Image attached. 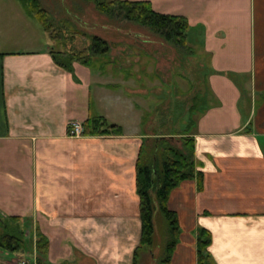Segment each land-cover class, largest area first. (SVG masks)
I'll list each match as a JSON object with an SVG mask.
<instances>
[{
    "label": "crops",
    "instance_id": "0c3cea01",
    "mask_svg": "<svg viewBox=\"0 0 264 264\" xmlns=\"http://www.w3.org/2000/svg\"><path fill=\"white\" fill-rule=\"evenodd\" d=\"M128 1L184 17L189 54L202 61L205 105L176 130L193 137L202 187L188 179L170 192L180 228L170 264H196L199 227L215 264H264V0ZM51 49L18 0H0V223L30 242L0 246L13 256L1 264L32 258L37 236L47 264H133L136 165L150 135L138 103L147 92L129 83L145 64L135 71L140 61L119 47L118 66L73 61L69 71ZM98 116L121 133L68 136L70 121Z\"/></svg>",
    "mask_w": 264,
    "mask_h": 264
},
{
    "label": "trees",
    "instance_id": "16d2710c",
    "mask_svg": "<svg viewBox=\"0 0 264 264\" xmlns=\"http://www.w3.org/2000/svg\"><path fill=\"white\" fill-rule=\"evenodd\" d=\"M98 10L106 16L133 21L149 28L158 36L173 43L182 52H189L187 42L188 23L184 17L163 14L154 11L146 1L128 0H91ZM25 14L34 19L39 28L52 43L50 53L52 59L59 67L72 70L73 61H80L92 67L94 62L105 57L109 52V45L105 39L94 35L86 47V51L77 54L66 47L55 48V43H60L66 38L63 31L58 33L49 23L48 14L43 10L38 0H18ZM64 43V42H63ZM63 45V44H62ZM65 46V45H64ZM199 102L198 96L195 97ZM196 104V103H195ZM193 107L188 110V122L193 121ZM119 134L121 127L108 123L102 116L90 117L83 123V134L102 135ZM189 129L180 133L174 145L173 136L164 135L152 141L148 152L142 147L136 165V193L139 197L140 215V240L134 250L133 264L137 262L139 250L151 248L155 244L156 229L153 221L155 214L161 215L166 223L165 239L162 248L160 264H170L173 251L180 233L176 213L168 208L170 192L182 181L195 179L198 189L202 187V172L196 168L193 137ZM149 153V157L147 156ZM146 155V160L144 159ZM10 220L18 221L17 217ZM18 228V227H17ZM10 228L9 224L0 223V246L9 251H15L26 246L27 239L23 232ZM211 233L199 227L196 230V264H215L209 251ZM37 264H47L44 255L47 250V241L44 237L37 236Z\"/></svg>",
    "mask_w": 264,
    "mask_h": 264
},
{
    "label": "rangeland",
    "instance_id": "374dc122",
    "mask_svg": "<svg viewBox=\"0 0 264 264\" xmlns=\"http://www.w3.org/2000/svg\"><path fill=\"white\" fill-rule=\"evenodd\" d=\"M38 1L48 14L49 23L58 33L63 31V34H66L64 41L59 40L61 44L58 42L54 44L55 48L66 47L77 54L83 53L92 37L97 35L107 41L110 52L99 61L96 60L92 69L95 70L99 63L102 65V62L108 63L109 60L118 66L120 62L117 57L122 55L119 53V47L130 49L126 55L130 63H134L135 60L140 61L135 71H138L140 63L145 64V68L142 67L138 74L132 76L133 79L129 84L134 89L142 88L147 92L143 95V101L138 103L143 107L145 114L148 112L146 128L150 135L149 147L152 141L160 139L152 137L158 135L156 132L167 137L169 134L172 135L174 138L171 143L178 144L175 139L179 138L181 132L176 130L188 121L190 107L196 103L193 112L205 105V101L200 100L204 92V84L200 74L202 69L198 67L202 61L198 57L191 56L190 51L184 53L178 50L179 48L173 43L145 26L102 14L91 0ZM136 32H140L141 35H137ZM155 59L158 60V64L155 63ZM122 60L124 61V58ZM153 64L157 67H153ZM136 75H140L139 77L146 83L137 84ZM196 96L199 102H196ZM134 100L132 98L131 101ZM145 152L147 153L148 149ZM147 156L149 157V153ZM144 157L146 160V155ZM153 221L156 229L155 244L149 249L139 250L136 264H160L166 223L159 214L154 215ZM29 244L30 242L27 241L26 245ZM8 254L0 249V264L2 260L9 261L13 257Z\"/></svg>",
    "mask_w": 264,
    "mask_h": 264
},
{
    "label": "built area",
    "instance_id": "2783aa9c",
    "mask_svg": "<svg viewBox=\"0 0 264 264\" xmlns=\"http://www.w3.org/2000/svg\"><path fill=\"white\" fill-rule=\"evenodd\" d=\"M67 134L70 137H80L83 135V125L80 121L73 120L68 123ZM33 255L32 258H19L12 264H37L36 238H33Z\"/></svg>",
    "mask_w": 264,
    "mask_h": 264
}]
</instances>
